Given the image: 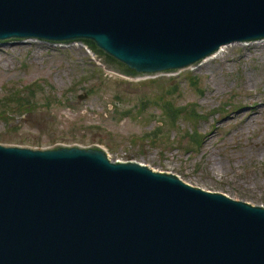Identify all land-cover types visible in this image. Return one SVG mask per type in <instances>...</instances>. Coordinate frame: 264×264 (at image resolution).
<instances>
[{
    "label": "water",
    "instance_id": "water-1",
    "mask_svg": "<svg viewBox=\"0 0 264 264\" xmlns=\"http://www.w3.org/2000/svg\"><path fill=\"white\" fill-rule=\"evenodd\" d=\"M29 40L151 78L264 40V0H0V43ZM0 264H264V206L100 143H0Z\"/></svg>",
    "mask_w": 264,
    "mask_h": 264
},
{
    "label": "rangeland",
    "instance_id": "rangeland-1",
    "mask_svg": "<svg viewBox=\"0 0 264 264\" xmlns=\"http://www.w3.org/2000/svg\"><path fill=\"white\" fill-rule=\"evenodd\" d=\"M225 46L192 70L126 80L79 42L0 43V143H100L264 206V40Z\"/></svg>",
    "mask_w": 264,
    "mask_h": 264
},
{
    "label": "bare ground",
    "instance_id": "bare-ground-1",
    "mask_svg": "<svg viewBox=\"0 0 264 264\" xmlns=\"http://www.w3.org/2000/svg\"><path fill=\"white\" fill-rule=\"evenodd\" d=\"M243 43H246V42H243ZM227 45H228V44H227ZM224 47H226V46H225V45L221 46L217 52H215L214 54H212V55L206 57V58L201 62L200 66L206 64V61L209 60V59H211V58L217 57V56H219V55H223V56H224V55H225V53H224V52H225V51H224ZM88 52H89V51H88ZM215 59H216V58H215Z\"/></svg>",
    "mask_w": 264,
    "mask_h": 264
}]
</instances>
